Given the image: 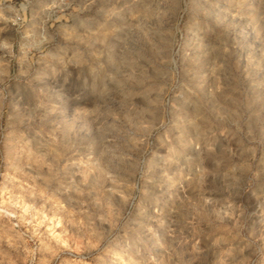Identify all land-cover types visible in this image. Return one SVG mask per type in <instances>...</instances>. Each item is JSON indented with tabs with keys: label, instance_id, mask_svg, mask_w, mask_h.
<instances>
[{
	"label": "clouds",
	"instance_id": "obj_1",
	"mask_svg": "<svg viewBox=\"0 0 264 264\" xmlns=\"http://www.w3.org/2000/svg\"><path fill=\"white\" fill-rule=\"evenodd\" d=\"M0 264H264V0H0Z\"/></svg>",
	"mask_w": 264,
	"mask_h": 264
}]
</instances>
